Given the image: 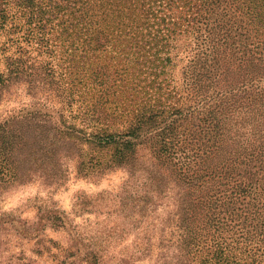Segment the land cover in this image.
Here are the masks:
<instances>
[{
    "label": "rangeland",
    "instance_id": "rangeland-1",
    "mask_svg": "<svg viewBox=\"0 0 264 264\" xmlns=\"http://www.w3.org/2000/svg\"><path fill=\"white\" fill-rule=\"evenodd\" d=\"M21 2L0 0V10L10 11L0 26V264H200L209 258L201 245L187 246L185 201L193 190L171 168L181 155L169 159L157 151L159 130L120 157L119 147H99L90 138L126 127L115 117L122 102L174 105L192 44L178 42L173 66L160 74L122 86L120 57L133 50L122 53L112 43L70 47L68 38L56 39L55 21L41 33L31 13L20 14ZM91 103L103 107L99 122L91 119ZM163 114L159 128L174 119ZM236 237L229 246L239 250Z\"/></svg>",
    "mask_w": 264,
    "mask_h": 264
},
{
    "label": "trees",
    "instance_id": "trees-1",
    "mask_svg": "<svg viewBox=\"0 0 264 264\" xmlns=\"http://www.w3.org/2000/svg\"><path fill=\"white\" fill-rule=\"evenodd\" d=\"M22 2L20 14L31 13L41 33L55 21L56 39L68 38L70 47L96 50L112 43L122 53L133 50L131 57H120L126 61L122 86L160 74L173 66L178 42L192 44L174 105L122 102L115 117L126 127L90 138L99 147H119L120 157L159 130L157 151L169 159L181 155L171 168L185 190H193L185 201L186 242L205 250L209 258L200 264H257L264 256V0ZM8 12L0 10V26ZM87 94L93 100L95 93ZM89 111L91 119H102V105L91 103ZM167 112L174 119L159 128ZM235 235L239 250L229 246Z\"/></svg>",
    "mask_w": 264,
    "mask_h": 264
}]
</instances>
